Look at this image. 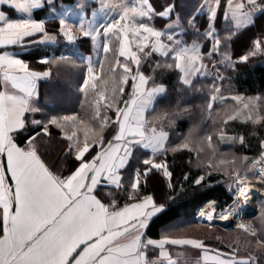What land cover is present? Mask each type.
<instances>
[{"label": "snow or ice", "instance_id": "1", "mask_svg": "<svg viewBox=\"0 0 264 264\" xmlns=\"http://www.w3.org/2000/svg\"><path fill=\"white\" fill-rule=\"evenodd\" d=\"M87 3L104 23H70L51 8L54 0H0V264H174L169 251L177 246L202 253L204 264H264V227L241 216L251 193L248 174L258 172L264 187V137L253 146L234 126L264 127V94L245 97L231 86L238 65L264 57V25L236 51L245 30L264 17V0H201L187 16L176 0ZM45 7L58 21L54 31L33 15ZM197 17L206 20L198 24ZM187 35L195 39L189 43ZM61 38L90 42L104 55L94 61L75 50L25 58ZM69 65L83 70L75 87L84 97L81 113L46 111L40 83ZM189 97L200 100V120L184 133L178 121L193 112L185 106ZM53 142L62 147L60 160L50 163ZM220 144L256 155L221 152ZM181 153L189 159L177 173ZM216 187L224 189L223 200L210 194ZM190 192L203 197L192 214L213 228L233 221L234 241L175 237L185 231L179 220L152 234L151 226ZM257 219L264 224V201Z\"/></svg>", "mask_w": 264, "mask_h": 264}, {"label": "trees", "instance_id": "2", "mask_svg": "<svg viewBox=\"0 0 264 264\" xmlns=\"http://www.w3.org/2000/svg\"><path fill=\"white\" fill-rule=\"evenodd\" d=\"M201 0H176L177 5H182V7L178 8L182 16H187L193 11L195 5L199 4ZM206 20V17H197V23L202 24ZM261 25H264V17L259 18L256 21L255 27L251 28V30H245V32L241 35L240 41L237 42L236 51H241V42L245 40L247 35H251L252 33L259 30ZM206 26V25H205ZM224 26V19L222 14L220 15L217 21V28L222 29ZM187 28V25H185ZM203 31V28H201ZM187 38L195 37L194 35H187ZM81 49H88V45L82 46L81 44L78 46ZM67 53V51H66ZM42 54H48V52L44 53L40 50L32 52L29 55L30 60L33 58H37ZM55 54H58V49L55 50ZM109 58H111V54H109ZM79 62V61H78ZM107 67V61L106 65ZM238 71L234 73V79L231 81V86L238 92L241 96L250 97L254 95L264 94V57H256L253 58L247 64H240L237 66ZM103 76V73H101ZM83 70L76 71L71 68V66L63 67L60 69V75H57L56 69L53 68V74L50 80L41 81L40 83V96L39 100L42 105L45 106V110L54 109L56 113L60 114H79L81 113L80 101L84 99V97L75 91V87L78 83L82 82ZM229 86V82L225 81L224 87L227 88ZM230 94V92H226L225 94ZM190 103L186 104V107H190L193 109L192 114H186L178 121V128L181 132L187 133L189 128L192 126L193 122H198L200 120V113L195 105L200 103V100L192 99L189 97ZM54 101V103H52ZM232 101L229 100V104ZM168 102L165 101L164 105ZM162 105V106H164ZM227 109V106H225ZM222 117L225 118L226 116ZM211 121L208 120L207 124L211 125ZM237 131L243 133L248 139V143L255 146L258 143V137H264V127L259 125H252L237 123ZM255 132V135L253 133ZM62 146L58 145L56 142H53L50 146V156L49 162L55 163L60 160V149ZM233 150L238 155H252L255 154V151H249L247 149H242L239 144H237ZM192 158L195 159V156L192 154ZM189 157L187 153L178 154L176 157L177 168L176 171L179 173L184 166L187 164ZM213 196H219L221 199L224 197V189L221 187H216L214 191L210 193ZM202 195L200 193H188L187 195H181L176 203L173 204L169 210L160 217L152 226L151 232L154 236H158L166 227V225L176 222L183 221L181 224V228L190 229V231L184 232L183 236H200L204 238H210L212 241V235H217L214 228L208 229L205 224H202L195 219V215L192 214V210L196 203L199 202V199H202ZM165 197L158 195V200L163 202ZM215 232V233H214ZM188 234V235H187ZM214 242V241H213Z\"/></svg>", "mask_w": 264, "mask_h": 264}, {"label": "crops", "instance_id": "3", "mask_svg": "<svg viewBox=\"0 0 264 264\" xmlns=\"http://www.w3.org/2000/svg\"><path fill=\"white\" fill-rule=\"evenodd\" d=\"M96 7L95 4L89 5L87 3V0H85L84 6H81V0H54V4L51 6V8L55 9V13L59 16H64L65 13H67V19L69 20L70 23L73 24H78L81 19L84 20H94L95 24L99 26L100 24L105 22L106 17L104 16L103 13H97L95 17L92 16V10L93 8ZM13 16H17L18 14L15 13L14 11L11 13ZM33 15L36 18H44L48 19V27L50 31H54L57 26H58V21L52 20L51 17V12L49 7H45L43 9H38L33 11ZM158 27H161L162 25L160 24L159 21L156 22ZM186 40L191 43L195 37L192 38H187L184 37ZM81 43H77L76 45H69L67 44L62 38L59 43L53 44L50 47L46 48H41L37 49L40 50L44 53L48 52L49 55L55 53V50L58 49V54L61 53L71 55L73 51L79 50L81 52H84L85 54H91L93 60H96V55H94V51L91 50V45L90 42L88 44V49L85 50V48L81 49L78 46ZM37 50H32V52H35ZM67 51V53H66ZM31 55V54H30ZM44 55V54H42ZM42 55L38 56L37 58L41 57ZM103 52L101 51L99 58L103 57ZM26 59H29V55L25 57ZM207 63V61H205ZM83 78V77H82ZM2 79V78H0ZM40 89V86H39ZM0 90H2V85H0ZM249 97V96H248ZM251 97V96H250ZM241 120H243V117H241ZM0 197H2V193H0ZM190 251H193L192 249H187V248H181V247H173L169 251V257L174 264H204V262H201V256L198 254V252L194 255H189ZM182 254V255H180ZM182 260H186L184 263ZM192 262V263H191Z\"/></svg>", "mask_w": 264, "mask_h": 264}, {"label": "rangeland", "instance_id": "4", "mask_svg": "<svg viewBox=\"0 0 264 264\" xmlns=\"http://www.w3.org/2000/svg\"><path fill=\"white\" fill-rule=\"evenodd\" d=\"M94 53V55H96L95 54V52H93ZM98 59V56L96 55V60ZM95 61V60H94ZM226 96H231L230 94H225ZM254 96H258V95H254ZM252 97V96H251ZM230 105H234V102H231V104ZM225 110H227L226 109V107H225ZM224 119H226V117L224 118ZM198 122H199V120H198ZM232 122H230V124H231ZM237 123H241V122H236L235 124H234V126L236 127V129L238 128L237 127ZM229 134H232V133H229ZM219 150L221 151V152H235L234 150H233V147L231 146V145H229V144H220L219 145ZM237 154V153H236ZM193 155L195 156V153H193ZM238 155V154H237ZM254 155H256V153L255 154H252V155H250V156H254ZM248 176H249V179H256V178H258L259 177V173H257L256 175H253L252 173H249L248 174ZM262 189H263V192H264V187H262ZM224 198H222L221 200H223ZM261 201H264V194H263V196L262 197H260V196H258V197H254V198H252V207L250 208L251 209V211H248V212H245V211H243V210H241V216L243 217V219L245 220V221H253V223L255 224V226L257 227V228H261V227H264V224H262L261 223V221L259 220V219H257L259 216H260V204H261ZM229 203L231 202V201H228ZM253 203H254V206H253ZM254 207V208H253ZM253 208V209H252ZM196 220V219H195ZM196 221H198V220H196ZM198 222H200V223H202V224H205L206 225V227L208 228V229H210V228H213V227H211L207 222H201V221H198ZM224 225H227V226H229V228L228 229H225V228H223V227H221L220 225H217L216 224V227H214V230H215V232H216V234L217 235H212V239H213V241H215V237L216 236H219L222 240H225V241H228V240H235V237H236V232L235 231H229V229H234V222L233 221H229V222H227V223H225ZM185 229V228H184ZM186 231H190V229H185V234H186ZM184 232H173L172 233V235L173 236H175V237H182L183 235H184ZM214 232V233H215ZM188 235V234H187ZM243 237V234H241V238ZM178 247V246H177ZM182 248V247H181ZM185 249V248H184ZM187 249H192V248H190V247H188ZM193 251H190V254L189 255H194V253L196 254L198 251L197 250H195V249H192ZM198 254L201 256V262H204L203 261V255H202V253H199L198 252ZM180 255H182V254H180ZM183 262L184 261H186V260H182ZM184 263H186V262H184ZM192 263V262H191Z\"/></svg>", "mask_w": 264, "mask_h": 264}, {"label": "bare ground", "instance_id": "5", "mask_svg": "<svg viewBox=\"0 0 264 264\" xmlns=\"http://www.w3.org/2000/svg\"><path fill=\"white\" fill-rule=\"evenodd\" d=\"M248 184L251 188V193H250V197H249V202L247 204H245L242 208V210L245 212L251 211L250 208L252 207V198L258 197V196L262 197L264 194L263 189H262L261 184H260V177H258L256 179H248ZM253 206H254V203H253ZM216 222H220L222 224H225L229 221H216Z\"/></svg>", "mask_w": 264, "mask_h": 264}, {"label": "water", "instance_id": "6", "mask_svg": "<svg viewBox=\"0 0 264 264\" xmlns=\"http://www.w3.org/2000/svg\"><path fill=\"white\" fill-rule=\"evenodd\" d=\"M204 222H206V221H204ZM215 224L220 225L221 227H223V228H225V229H228V228H229V226L224 225V224H222V223H220V222H215Z\"/></svg>", "mask_w": 264, "mask_h": 264}, {"label": "built area", "instance_id": "7", "mask_svg": "<svg viewBox=\"0 0 264 264\" xmlns=\"http://www.w3.org/2000/svg\"><path fill=\"white\" fill-rule=\"evenodd\" d=\"M258 173V172H257ZM196 217L198 218V213L196 214Z\"/></svg>", "mask_w": 264, "mask_h": 264}]
</instances>
